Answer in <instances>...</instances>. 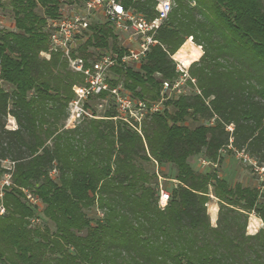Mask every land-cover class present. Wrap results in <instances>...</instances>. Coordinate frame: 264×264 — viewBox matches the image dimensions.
<instances>
[{
	"label": "trees",
	"instance_id": "1",
	"mask_svg": "<svg viewBox=\"0 0 264 264\" xmlns=\"http://www.w3.org/2000/svg\"><path fill=\"white\" fill-rule=\"evenodd\" d=\"M8 1L15 28L0 27V174L11 177L0 196V264H264V226L247 231L251 213L264 222V191L192 163L243 151L264 167V0H174L141 65L114 68L113 85L147 102L164 98L141 125L115 118L112 104L67 125L83 75L60 52L41 54L61 1ZM125 5L156 15L155 0ZM92 29L81 55L119 50L108 23ZM190 37L204 53L189 66L186 92L163 95V82L181 75L173 55ZM156 165H172L178 181L165 206ZM39 212L47 223H33Z\"/></svg>",
	"mask_w": 264,
	"mask_h": 264
},
{
	"label": "built area",
	"instance_id": "2",
	"mask_svg": "<svg viewBox=\"0 0 264 264\" xmlns=\"http://www.w3.org/2000/svg\"><path fill=\"white\" fill-rule=\"evenodd\" d=\"M60 1L59 15L49 18L46 25L49 33V49L42 51L41 54L50 58L53 52H60L68 61L69 68L83 75V82L73 86L75 96L69 103L67 125L84 116L99 118L101 117L99 110L105 111L111 104L118 111V116L115 118L119 117L131 125H141L147 114L161 110L164 98L153 102L138 99L122 84L113 85L111 80L117 77L114 72L115 67L137 68L145 60L151 47L159 42L156 34L169 19L174 0H155L156 15L152 19L132 6L127 7L125 0ZM1 23L0 19V27ZM95 23L110 25L118 38L119 50L112 46L90 47L87 52L91 55L86 58L79 53V49L93 35L92 25ZM120 49H123V54ZM175 61L181 75L173 82L169 80L163 82V95L186 92L189 67L179 59L175 58ZM191 80L195 82L194 78ZM1 85L0 80V88ZM227 128L232 131L233 125ZM239 153L245 155L243 151ZM246 159H250L247 154ZM204 162L209 161L204 160ZM256 163L255 161L254 164ZM256 169L264 171L263 166ZM10 177L11 174H6L0 189L1 197L3 186L10 184ZM262 178L264 180V176ZM261 191H264V186ZM170 196L171 191L160 183V204L165 206ZM4 211L5 208L1 205L0 213Z\"/></svg>",
	"mask_w": 264,
	"mask_h": 264
},
{
	"label": "rangeland",
	"instance_id": "3",
	"mask_svg": "<svg viewBox=\"0 0 264 264\" xmlns=\"http://www.w3.org/2000/svg\"><path fill=\"white\" fill-rule=\"evenodd\" d=\"M2 2H3V5L0 6V19L2 21L1 25L5 28H8V29H14L15 28L14 16H13V13L11 11V7L9 5V1L8 0H2ZM189 39H191L193 41L192 37H190ZM191 51H192L191 47L189 45L187 46L185 44L183 49H182V52L187 53V52H191ZM173 58H174V56H173ZM91 103L93 104L94 102H91ZM99 111H101L100 114L104 113V110H99ZM7 123H8L9 128H15V126L17 125L16 120L11 116L8 118ZM188 124L190 126H195L198 123L193 121L192 119H188ZM224 159H225V161H223L222 163L215 164V163L207 160L204 155L200 154L198 157L193 158L192 163L196 169L201 170V171L216 170L218 175L225 177L232 184H234L235 182H241L245 185L257 186L260 189L264 186V180L262 178L264 176V171H262L261 169H256L257 167L260 168L262 166H260L258 162L256 164H254L255 163L254 158H250L251 160L250 159L248 160V159H246V154L244 155L243 153H236L234 155L233 154H230V155L226 154L224 156ZM204 160L209 161V162L205 163ZM226 160H228V161H226ZM9 166H10V161L2 162V167L8 168ZM156 168L159 170V172L161 174L160 175L161 177L158 176V182L162 183L165 188L172 189L176 185H178V181L176 179H174V168L172 165H167V166H164L163 168H159L156 165ZM6 174H7V172L2 174V175L0 174V189L2 187L3 181L6 178ZM216 202L218 204V199L216 197H213V195H212V199L208 203V212L210 214L211 222L213 225H216V220H215V218L212 217L213 204ZM89 214L91 216H96V215L100 216L101 212L97 208H92L89 210ZM251 214H255V213H251ZM251 214L249 216L247 231H248V233H255L261 227L264 226V222H262L261 220H258L259 222L253 224L252 223L253 217ZM33 223L43 225V224L47 223V221L43 217L42 213L39 212L38 216L34 218ZM252 224L254 225V227L251 226ZM249 227H251V228H249Z\"/></svg>",
	"mask_w": 264,
	"mask_h": 264
},
{
	"label": "crops",
	"instance_id": "4",
	"mask_svg": "<svg viewBox=\"0 0 264 264\" xmlns=\"http://www.w3.org/2000/svg\"><path fill=\"white\" fill-rule=\"evenodd\" d=\"M191 39H188L182 46L181 48L174 54V58L181 60L187 67H189L191 65L192 62L198 60L202 54H203V49L200 45L195 44ZM190 41V42H189ZM185 44H189V46L191 47V52H182V49L184 47ZM194 46V47H193ZM196 48V50L194 49ZM195 53V54H194ZM184 56V57H183ZM187 56V57H186ZM193 56V57H192ZM183 58V59H182ZM187 58H190V62H187ZM186 59V60H184ZM17 127V125L15 126V128ZM228 161V160H226ZM214 197V196H213ZM219 204V203H218ZM216 203L213 204V214L212 217L215 218L216 222L218 219V213H219V205ZM217 206V207H216ZM252 217H254L256 220L254 221L253 224L259 222L258 220H261V218H259L258 216H256V214H251ZM263 222V221H262Z\"/></svg>",
	"mask_w": 264,
	"mask_h": 264
},
{
	"label": "bare ground",
	"instance_id": "5",
	"mask_svg": "<svg viewBox=\"0 0 264 264\" xmlns=\"http://www.w3.org/2000/svg\"><path fill=\"white\" fill-rule=\"evenodd\" d=\"M191 41V40H190ZM189 41V42H190ZM187 46L189 45V44H186ZM194 47V46H193ZM195 50H196V48H194ZM195 54V53H194ZM184 57V56H183ZM187 57V56H186ZM193 57V56H192ZM183 59V58H182ZM184 60H186V59H184ZM187 62H190V58H187ZM217 207V206H216ZM256 219H254V217H253V219H252V223H254V221H255ZM251 224V223H250ZM252 227H254V225L252 224L251 225ZM249 228H251V227H249ZM252 230V229H251Z\"/></svg>",
	"mask_w": 264,
	"mask_h": 264
}]
</instances>
